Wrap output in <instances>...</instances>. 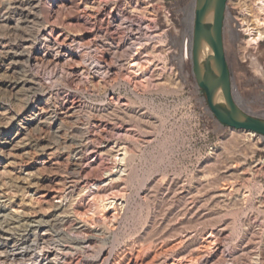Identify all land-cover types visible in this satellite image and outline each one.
I'll return each instance as SVG.
<instances>
[{"label": "rangeland", "instance_id": "1", "mask_svg": "<svg viewBox=\"0 0 264 264\" xmlns=\"http://www.w3.org/2000/svg\"><path fill=\"white\" fill-rule=\"evenodd\" d=\"M197 1L26 0L36 19L22 22L0 0V50L25 55L0 59V207L16 226L50 225L22 264H264V137L221 124L198 86ZM259 1L229 0L224 47L236 104L264 120V42L245 32L264 29ZM29 74V91L12 84ZM68 100L81 109L57 116ZM115 102L131 119L109 114ZM80 144L102 154L69 189Z\"/></svg>", "mask_w": 264, "mask_h": 264}, {"label": "bare ground", "instance_id": "2", "mask_svg": "<svg viewBox=\"0 0 264 264\" xmlns=\"http://www.w3.org/2000/svg\"><path fill=\"white\" fill-rule=\"evenodd\" d=\"M25 1L26 0H15L14 5H16V9L18 11H20V15H21L22 20H23L22 22H30V21L32 22L36 19V17L34 16V13L32 14L30 12H27L26 9L21 8V6L23 5V3ZM258 4L261 5V9L264 11V0H260ZM86 10H88V9H86ZM11 13L10 12L8 13V15H9L8 18H11ZM258 22L256 24H258ZM259 23H261V22H259ZM258 25H259V27L261 26L260 24H258ZM263 26H264V23L262 22V27ZM245 32H247V34L250 35L248 37H251V42L254 44V46L260 45L262 42H264V29L263 30L259 29V28L254 29L249 24H246ZM22 39H23L22 42L28 41L27 40L28 38L25 35L22 37ZM248 43H249V41H248ZM252 43H251V45H252ZM22 56L23 57L25 56L22 52L15 51L14 49H8V47H3V49L0 50V59L1 60H6V59L10 60L11 66L16 65L18 63V59H20V57H22ZM137 66H138V63H136V61H132L130 68L136 69ZM253 67L257 70L256 72H258L259 76L264 78V71L260 67V64H258V62L256 60H254V62H253ZM104 74L108 75V71L107 72L105 71ZM37 81H38V78L36 76L29 74V75H23V76H21V78H19L17 80L15 79L14 81H12V84L15 85L17 88L22 85L20 89H27L26 87H29L27 89L29 91L31 89L32 85L39 84V82H37ZM115 103L118 106H120V102L119 103L115 102ZM118 106L115 107V109L117 108L116 110L112 109V111H110L109 114L115 115L114 117H116L118 120L131 119L132 115L127 111L120 112L119 110L123 109V108H121V106L120 107H118ZM56 108L58 109L57 116L60 117L61 115H63L65 118H73L75 116L76 112L79 111V109H81V105L74 103V102H69V100H68V101H64L62 103H59L56 106ZM108 111H109V109H108ZM246 134L248 136L255 137V134L252 132H248ZM131 135H132L131 130H127L124 137L129 138V137H132ZM85 137L88 140L93 139L91 134L87 135V136L85 135ZM260 143H262V141H260ZM106 147H109V145ZM117 148H119V149L116 151ZM110 150L113 152L114 151L120 152L114 156V160L116 161V163L118 162V163H120V165H123L127 159V156H128L127 146L124 143H119L117 146L112 147ZM88 152H91L92 154L94 153L95 155L102 154L101 150H98L95 148L90 150V148L84 144L83 145L80 144L75 149L74 153H75V156L77 158L74 159L72 161V164H71L72 168H71L70 174L68 176L69 182L67 183L69 185L68 186L69 189L74 188L77 184V180H75L74 176H77V177L80 176L81 177V175H83V173L85 172V169H84L85 167L82 166L83 165L82 160L87 156ZM106 170H107V168H106ZM112 171L113 170L109 168V170H107V172H108L107 174L108 175L111 174ZM104 172H105V170H104ZM109 176L112 177V174ZM107 180H109V178H107ZM110 181H113V179ZM84 183L86 185V188L88 186H91V188H94V187L98 188L97 183L92 184V185L89 184V182H87V181L83 182V184ZM107 200L102 201V204H100L101 205L100 209L102 212L107 210L110 206L113 205V203H110L109 200L108 201ZM1 207H0V264H9V262H15V263H11V264H17L16 262H18L19 264H22V261H24L25 258H28L31 256L30 253H31L32 249H38L40 246L46 245L49 242L48 239H49L50 225L48 222H45V221H32L30 223L24 222L23 226H18V225L16 226L15 223H18V221L17 220H14V221L10 220V217L9 216L7 217V215H9V214L5 215L6 213L4 214V212L2 211L3 207L2 208ZM56 220H57V222H59V224L67 223L68 222V216L66 214H60V215H58ZM21 231L24 232V235H23L22 239L19 238L20 240H17V238H15V236L18 234V232H21ZM12 236L14 237L15 240H12V238H11ZM19 236H21V235H19ZM47 260H48V258H47ZM50 264H52V263L50 262Z\"/></svg>", "mask_w": 264, "mask_h": 264}, {"label": "water", "instance_id": "3", "mask_svg": "<svg viewBox=\"0 0 264 264\" xmlns=\"http://www.w3.org/2000/svg\"><path fill=\"white\" fill-rule=\"evenodd\" d=\"M229 0H198L193 64L210 110L224 126L264 137V120L245 113L235 102L224 47V22Z\"/></svg>", "mask_w": 264, "mask_h": 264}, {"label": "built area", "instance_id": "4", "mask_svg": "<svg viewBox=\"0 0 264 264\" xmlns=\"http://www.w3.org/2000/svg\"><path fill=\"white\" fill-rule=\"evenodd\" d=\"M255 134V136H261V135H257L256 133H254ZM261 137H263V136H261Z\"/></svg>", "mask_w": 264, "mask_h": 264}]
</instances>
